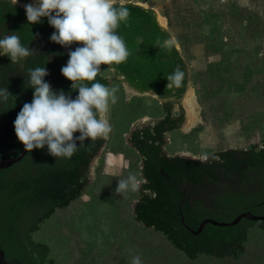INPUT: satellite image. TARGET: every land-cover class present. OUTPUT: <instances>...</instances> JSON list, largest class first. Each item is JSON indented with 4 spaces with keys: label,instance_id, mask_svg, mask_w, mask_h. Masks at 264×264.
Instances as JSON below:
<instances>
[{
    "label": "trees",
    "instance_id": "16d2710c",
    "mask_svg": "<svg viewBox=\"0 0 264 264\" xmlns=\"http://www.w3.org/2000/svg\"><path fill=\"white\" fill-rule=\"evenodd\" d=\"M194 1L200 3L198 11L184 7L180 12L174 7L172 17L167 14L168 32L158 25L154 10L131 2L122 4L130 16L118 32L130 55L126 62L115 66L113 81L119 86L125 82L139 94L156 95L154 103L179 99L191 79L183 55L200 44L206 58L220 56V60L208 64L207 71L198 75L194 83L200 84L197 95L203 92V98L212 97L221 83L229 82L237 92L249 88L264 96V0H247V6L236 1ZM53 31L46 18L30 25L23 8L12 0H0V35L17 32L21 42L36 51L19 64L11 63L6 55L0 56V88H7L12 97L0 104V159L17 157L23 146L13 125L23 104L33 97L27 84L29 68L44 65L49 73L45 80L53 90H62L72 98L78 95L60 71L68 53L78 45L61 47L51 42ZM171 36L176 38L180 52L174 45L171 49L164 45ZM177 66L185 72L183 86L167 87L171 83L167 77ZM100 67L111 70L107 65ZM230 71L233 74L226 77L224 73ZM260 74L263 80L256 79ZM118 77L122 81L116 80ZM96 80L110 87L111 81L102 73ZM134 100L136 104L141 102ZM200 100L204 107L206 100ZM158 105L160 120L131 132L129 139L131 150L141 162L142 181L132 210L133 220L142 229L160 234L185 261H197L199 257L239 261L245 255L249 231L256 225L263 230L264 222L242 219L229 227L208 224L198 235L187 227L197 230L211 214L210 219L226 223L246 211L263 213L264 139L247 150L219 151L205 162L168 156L164 152L165 136L178 129L184 111L180 109L172 116L171 101ZM105 143L104 138L86 140L68 161H56L46 147L33 149L17 164L0 170V246L10 264H55L49 246L36 241L33 235L56 212L82 197L90 165Z\"/></svg>",
    "mask_w": 264,
    "mask_h": 264
},
{
    "label": "rangeland",
    "instance_id": "374dc122",
    "mask_svg": "<svg viewBox=\"0 0 264 264\" xmlns=\"http://www.w3.org/2000/svg\"><path fill=\"white\" fill-rule=\"evenodd\" d=\"M29 1L32 0H18V3ZM228 1L247 6V0H221ZM113 2L146 6L157 12L167 29V14L172 17L174 7L180 12L184 7L197 11L201 9L198 8L200 3L194 0H185L184 3H180V0ZM179 28L182 29L181 26ZM176 30L172 29L173 32ZM183 57L191 78L196 120L187 131L177 129L166 134L168 143L164 148L165 154L192 159L199 157L203 161L205 157L222 150H245L259 146L264 139L262 92L249 88H245L243 93L237 92L232 83L223 82L214 91V96L203 98V92L196 94L200 84L194 83L199 79L198 75L207 71L208 64L218 62L220 56L206 58L204 47L199 44L190 47ZM101 70H104L102 75L111 81L110 88L117 89L118 102L110 105L106 114L112 131L104 138L106 143L93 161L89 173L92 182L79 200L56 212L41 225L33 238L49 246L55 264H130L135 254L142 257L143 264H204L201 261H185L160 234L142 229L133 220L132 207L140 186L141 162L131 150L129 135L160 120V103H154L155 98L151 96L132 95L126 98L123 83L119 86L113 81L114 72L104 68ZM232 74L233 71L224 73L226 77ZM256 77L263 80L262 74ZM200 97L206 100L204 107ZM135 98L141 102L136 104ZM130 174L137 177L138 187L117 193L118 180ZM245 248V255L239 261H219V264H264V229L260 230L258 225L251 229Z\"/></svg>",
    "mask_w": 264,
    "mask_h": 264
},
{
    "label": "clouds",
    "instance_id": "9594fccd",
    "mask_svg": "<svg viewBox=\"0 0 264 264\" xmlns=\"http://www.w3.org/2000/svg\"><path fill=\"white\" fill-rule=\"evenodd\" d=\"M18 0H15L17 3ZM30 25L46 18L54 29L50 41L61 47L78 46L68 53L61 75L71 82L78 95L72 98L62 90H53L45 80L48 71L43 66L28 69L27 84L33 90L31 102L24 103L14 120V132L26 152L47 148L48 154L64 161L71 160L87 140L107 138L112 131L106 118L110 105L118 102L117 89L96 80L104 70L127 61L130 52L118 28L127 22V7L113 0H32L24 5ZM12 32L0 35V56H8L11 63H21L36 53L21 42ZM164 45L169 49L176 44L169 37ZM167 87L180 88L185 72L177 66L168 75ZM12 98L7 88H0V104ZM79 133V135H74ZM139 185L137 177L130 174L118 180L117 193L126 192ZM130 264H143L139 254L132 255Z\"/></svg>",
    "mask_w": 264,
    "mask_h": 264
},
{
    "label": "water",
    "instance_id": "95a60500",
    "mask_svg": "<svg viewBox=\"0 0 264 264\" xmlns=\"http://www.w3.org/2000/svg\"><path fill=\"white\" fill-rule=\"evenodd\" d=\"M12 1L14 2V0H12ZM30 2H32V1H29L27 3H30ZM27 3H18L17 2L15 4L24 9V5L27 4ZM119 4L122 5V3H119ZM142 7L150 9V8H148L146 6H142ZM155 15H156L157 23L160 26V28L162 30L168 32V29L162 24V20L158 16L156 11H155ZM171 37H173V36H171ZM174 46L180 52V47H179L177 42H176V44ZM116 80L122 81V78L118 77V78H116ZM123 86H124L126 98L130 97L132 95H143V96H151V97H154L155 99H158V97L156 95L152 94V93L139 94V93L135 92L125 82L123 83ZM188 92H192L193 93L192 83H191L190 79L188 80V82L186 84L185 93L183 94V96L181 98V105H182V109L184 111L185 119H186L185 124L182 127L178 128V130H182V131H187L189 128H191L193 126L195 120H196V118H195V110H194L193 103H192L191 93L185 98V96L188 94ZM168 101L174 102V101H176V99L175 98L162 99V100H160V103H165V102H168ZM130 135H129V139H130ZM167 143H168V140H166V144ZM26 154H27V152L24 150V148L22 146L21 152H20V154L17 157H8V158L0 159V170L8 169L11 166L17 164L18 162H20L25 157ZM215 154H213V155H215ZM92 164H93V162L91 163L90 168H89V172H88V185L92 182L91 179L89 178V173H90ZM141 183H142V181L140 179V184ZM263 213H264V211H263ZM242 219H246V220L251 221V222H264V216H257V215L252 214L251 212H245V213L240 214L233 221L228 222V223L227 222L226 223H220V222H217V221H214V220H211V219H206L200 224V226L198 227V229L196 231L192 230V229H188V230L191 233H193L195 235H198L199 233L202 232L204 227L206 225H208V224H211V225L217 226V227H229V226H234V225L238 224ZM225 220L227 221L229 219L227 218ZM197 261H201L204 264H219V261H216V260H213V259H209V258H206V257H199ZM0 264H10L6 260L4 251L1 249V246H0Z\"/></svg>",
    "mask_w": 264,
    "mask_h": 264
},
{
    "label": "flooded vegetation",
    "instance_id": "af4514ba",
    "mask_svg": "<svg viewBox=\"0 0 264 264\" xmlns=\"http://www.w3.org/2000/svg\"><path fill=\"white\" fill-rule=\"evenodd\" d=\"M182 98V97H181ZM181 98H179V99H176V101H174V102H172L173 103V106H172V116H176L175 114H177V113H179L180 112V109H182V105H181ZM183 110V109H182ZM185 122H186V119H185V114H184V120H183V122L178 126V128H180V127H182L184 124H185ZM156 123V122H155ZM154 123V124H155ZM153 124V125H154ZM142 128H144V127H141L140 129H142ZM226 150H229V149H226ZM245 150H247V149H245ZM225 151V150H224ZM100 154V152L98 153V155ZM97 155V156H98ZM182 158H186V159H189V160H197V161H201V162H205L206 160H208V157H205V160H200L199 159V157L197 158V159H192V158H188V157H182ZM209 212L210 213H212L213 211H212V209H209ZM246 212H250V211H246ZM245 213V212H244ZM252 213V212H251ZM242 214V213H241ZM252 214H254V213H252ZM212 215L213 214H211L210 215V217H208L209 219L210 218H212ZM240 215V214H239ZM238 215V216H239ZM254 215H257V216H264V213H257V214H254ZM211 220H213V219H211ZM220 223H222V222H220ZM228 223V222H227ZM188 229H190L189 227H187ZM192 230H194V229H192ZM196 231V230H195ZM190 232V231H189Z\"/></svg>",
    "mask_w": 264,
    "mask_h": 264
},
{
    "label": "bare ground",
    "instance_id": "6f19581e",
    "mask_svg": "<svg viewBox=\"0 0 264 264\" xmlns=\"http://www.w3.org/2000/svg\"><path fill=\"white\" fill-rule=\"evenodd\" d=\"M191 93V97H192V103H193V107H194V110H195V106H194V101H193V96H192V92H188V94L185 96V98Z\"/></svg>",
    "mask_w": 264,
    "mask_h": 264
}]
</instances>
